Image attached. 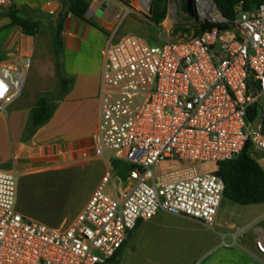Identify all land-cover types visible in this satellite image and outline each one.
<instances>
[{"label": "built area", "instance_id": "2783aa9c", "mask_svg": "<svg viewBox=\"0 0 264 264\" xmlns=\"http://www.w3.org/2000/svg\"><path fill=\"white\" fill-rule=\"evenodd\" d=\"M13 1L0 0V8ZM192 1L200 24L224 21L214 0ZM103 55L93 149L128 163V184L107 171L73 226L61 231L18 212L19 176L0 168V264H106L138 223L159 211L214 226L225 193L219 165L237 159L248 143L264 152V4L245 11L240 2L231 29L168 36L159 46L127 35ZM31 65V58L0 65V111L21 95ZM163 163L180 168L160 174ZM206 164L215 170L203 171ZM256 248L264 255V237Z\"/></svg>", "mask_w": 264, "mask_h": 264}, {"label": "crops", "instance_id": "0c3cea01", "mask_svg": "<svg viewBox=\"0 0 264 264\" xmlns=\"http://www.w3.org/2000/svg\"><path fill=\"white\" fill-rule=\"evenodd\" d=\"M72 1L75 0H14L11 7L0 8V19L11 9L23 8L39 11L44 18L43 27L34 37L25 35L17 26L0 29V65L22 64L26 58L34 63L21 95L6 112L0 111V168L18 174L16 208L26 218L29 209L21 203L22 183L51 172L67 174L68 200L75 202L73 213L69 218L62 217L60 223H41L61 231L73 226L107 171L126 184L129 171V165L118 171L113 165L115 158L98 157L93 149V137L101 123L103 51L123 38L118 36V22L128 14L122 3L125 0H90L92 12L83 18L68 12ZM106 2L109 5L103 8ZM62 18L59 64L55 40ZM60 76L72 79L70 89L63 98L56 99L57 108L51 119L29 136L33 109L40 97L56 95ZM77 186L85 189L80 202L72 191ZM251 206L261 210L254 219L257 224L240 231L220 219L219 214L214 226H209L169 213L160 233L165 255L160 264H264V255L256 248L257 239L264 237V203ZM153 219L139 222L129 233L120 264L132 248L139 228Z\"/></svg>", "mask_w": 264, "mask_h": 264}, {"label": "rangeland", "instance_id": "374dc122", "mask_svg": "<svg viewBox=\"0 0 264 264\" xmlns=\"http://www.w3.org/2000/svg\"><path fill=\"white\" fill-rule=\"evenodd\" d=\"M122 2V1H121ZM155 0L149 3L150 11L145 9V0H125L122 3L127 7L126 16L119 19L118 36L125 37L127 35H136L146 40L152 46H159L168 36L172 38H187L198 33L202 24L196 20L192 14L183 12L182 0H169L167 17L165 21L157 26L150 22L151 10ZM148 6V4H147ZM220 13V11H219ZM220 16L222 17L221 13ZM131 17V18H129ZM127 18V19H126ZM175 19L176 23L171 27L168 21ZM216 20L218 18L214 16ZM122 21V22H121ZM34 69L32 61L31 68L28 70L25 85L31 78ZM51 101H56L57 96L48 98ZM261 107L264 109V95L260 100ZM263 111L258 107L257 119L253 120V127L257 128L261 120ZM253 119V118H252ZM252 157L264 168V152L251 149ZM114 167L120 171L128 163L122 160H114ZM180 166L171 163H163L158 173L165 174ZM203 171L215 170V165H201ZM65 172H51L40 175L32 181L22 183L21 187V203L26 209H29V218L34 217L38 223H60L62 217L69 218L70 213H73L75 202L68 200L70 178L66 177ZM120 183L116 179V185ZM74 188V187H73ZM82 187L74 188L76 201L80 202L84 193ZM259 206L243 205L236 203L228 198H224L219 209V218L229 224H234L237 231L247 229V227H255L257 222L254 219L260 214ZM170 214L165 211H159L158 215L152 222L145 223L139 228L136 233L132 248L128 249L123 257L122 264H160L164 261L163 247L161 243L160 233L163 231V226L168 222L167 216ZM144 233V239L142 238ZM173 255V254H172ZM168 255V256H172Z\"/></svg>", "mask_w": 264, "mask_h": 264}, {"label": "trees", "instance_id": "16d2710c", "mask_svg": "<svg viewBox=\"0 0 264 264\" xmlns=\"http://www.w3.org/2000/svg\"><path fill=\"white\" fill-rule=\"evenodd\" d=\"M169 0H155L152 7L150 22L159 26L166 17ZM224 21L220 23L205 22L196 35L203 33L212 28L221 30L231 29L234 27L236 18L239 13L240 2H243L245 11H252L264 4V0H214ZM90 0H75L69 5L71 14L83 18L90 8ZM13 19L12 26H17L28 36H37L43 27V15L39 11L29 8L11 9L5 14ZM64 18L60 19L57 28V37L55 40L56 55L60 64V55L62 44L60 32ZM72 85V79L60 76L59 86L56 91L57 99L63 98ZM57 108V103L51 101L46 96L40 97L37 106L32 111V119L27 129V134L32 136L35 132L43 127L53 116ZM252 119V116H250ZM252 146L248 143L235 160L221 163L218 169V175L225 182L224 197L236 203L243 205H254L264 203V168L252 157ZM122 250V249H121ZM121 250L111 258L106 264H120Z\"/></svg>", "mask_w": 264, "mask_h": 264}, {"label": "water", "instance_id": "95a60500", "mask_svg": "<svg viewBox=\"0 0 264 264\" xmlns=\"http://www.w3.org/2000/svg\"><path fill=\"white\" fill-rule=\"evenodd\" d=\"M108 5H109L108 2L104 3L103 8L107 7ZM182 6H183V12L185 14L187 15L192 14L191 2L189 0H182ZM91 12H92V9L88 11V13H91ZM151 13H152V10H151ZM12 24H13V19L9 16H6L0 19V29L6 26H10ZM250 82H251V91L253 92L255 90V84L253 83V77L250 78Z\"/></svg>", "mask_w": 264, "mask_h": 264}, {"label": "bare ground", "instance_id": "6f19581e", "mask_svg": "<svg viewBox=\"0 0 264 264\" xmlns=\"http://www.w3.org/2000/svg\"><path fill=\"white\" fill-rule=\"evenodd\" d=\"M150 1H151V0H145V5H144V7H146V5L150 3Z\"/></svg>", "mask_w": 264, "mask_h": 264}, {"label": "flooded vegetation", "instance_id": "af4514ba", "mask_svg": "<svg viewBox=\"0 0 264 264\" xmlns=\"http://www.w3.org/2000/svg\"><path fill=\"white\" fill-rule=\"evenodd\" d=\"M191 2V9H193V1L189 0Z\"/></svg>", "mask_w": 264, "mask_h": 264}]
</instances>
